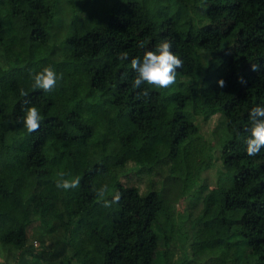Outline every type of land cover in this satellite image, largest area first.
Instances as JSON below:
<instances>
[{
    "label": "trees",
    "instance_id": "16d2710c",
    "mask_svg": "<svg viewBox=\"0 0 264 264\" xmlns=\"http://www.w3.org/2000/svg\"><path fill=\"white\" fill-rule=\"evenodd\" d=\"M68 1L70 27L57 41L58 0H0V243L23 249L35 221L59 220L63 237L41 254L48 263L74 248L66 264H159L170 205L217 164L192 247L216 252L218 264H264V148L249 156L246 144L248 114L264 106V0ZM165 39L184 66L145 103L131 59ZM48 65L63 78L45 93L30 73ZM32 105L42 122L28 134L20 118ZM215 115L217 141L205 148L200 120ZM61 173L80 186L58 189ZM104 184L122 194L109 208L94 191Z\"/></svg>",
    "mask_w": 264,
    "mask_h": 264
},
{
    "label": "rangeland",
    "instance_id": "374dc122",
    "mask_svg": "<svg viewBox=\"0 0 264 264\" xmlns=\"http://www.w3.org/2000/svg\"><path fill=\"white\" fill-rule=\"evenodd\" d=\"M57 11L59 21H56L53 27L56 40L59 41L70 27L72 5L68 0H58ZM63 50H60L57 54L60 58L63 54ZM185 81V80H184ZM218 116H213L210 120H200L201 124V137L200 141H206L205 148L210 144L216 143L217 132L216 123ZM196 145L195 143L190 146ZM199 146V145H198ZM196 150H198V147ZM205 148L202 152H197L193 149L197 157H205L207 159V153ZM220 151V146H214L210 148L209 156L215 160V154ZM208 152V151H207ZM205 153V154H204ZM196 158V161L198 162ZM202 159V158H201ZM219 165H212L204 170L201 175L202 178L198 180L201 187L196 191L194 188H189V191L177 200L173 201L169 208V218L171 223L170 239L168 247L164 244L160 245L159 249V264H164L168 258L169 253L171 256V264H183L185 261H189L190 264H218L219 258L216 252L200 253L195 252L192 247V242L198 227L197 221L202 216L205 210V198L206 194L216 184L218 176ZM166 173L167 170L161 169ZM146 180V177H143ZM156 179H163V174L156 175ZM129 180L125 177V181ZM203 186V187H202ZM194 190V194H193ZM60 221L55 220L56 227H46L39 222L35 221L28 230V242L23 249H16L0 243V264H66L67 258H69L74 248L67 249V252L61 258L55 260L52 263H48L41 254L49 248L57 246L63 237V230L59 226ZM78 245L84 248L89 246L88 235L80 230L75 238ZM167 247V249H166ZM167 250V251H165ZM75 260V259H74Z\"/></svg>",
    "mask_w": 264,
    "mask_h": 264
},
{
    "label": "clouds",
    "instance_id": "9594fccd",
    "mask_svg": "<svg viewBox=\"0 0 264 264\" xmlns=\"http://www.w3.org/2000/svg\"><path fill=\"white\" fill-rule=\"evenodd\" d=\"M143 48L144 45L140 44ZM117 59L127 61L129 59L127 52L117 54ZM184 61L172 51V43L165 39L157 43L154 49L146 50L143 57H134L131 59V69L136 73L132 83L134 89H142L137 93V98H143L147 103L150 98L149 88L167 90L177 83V70L183 68ZM258 64H252V71H259ZM62 74H57L53 66H45L41 71L30 73V79L34 82L33 88L42 90L45 93L51 92L57 85L58 79H62ZM242 84L246 81L241 76L239 78ZM220 87L226 86L223 79L218 81ZM147 85L148 87H142ZM20 95L26 97L28 95L24 89H20ZM27 103V101L25 102ZM24 115L20 118L23 127L28 134L39 131L42 122V116L35 105L23 109ZM249 120L251 127L250 137L247 139V154L256 156L264 148V106L253 107L249 112ZM65 174L61 173L60 178L55 182L58 189L69 191L80 186V178L73 179L64 178ZM97 195V202L102 203L105 208L117 204L121 199L119 191H112L107 184L102 185L98 189H94ZM111 196V199L108 197Z\"/></svg>",
    "mask_w": 264,
    "mask_h": 264
}]
</instances>
